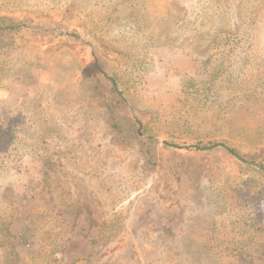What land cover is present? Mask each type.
<instances>
[{"label":"rangeland","instance_id":"obj_1","mask_svg":"<svg viewBox=\"0 0 264 264\" xmlns=\"http://www.w3.org/2000/svg\"><path fill=\"white\" fill-rule=\"evenodd\" d=\"M0 18L22 26L21 79L0 80V128L15 135L0 204L27 239L16 264H221L227 245L252 250L264 177L191 145L228 138L226 109L263 92L264 0H0ZM245 118L264 151V106Z\"/></svg>","mask_w":264,"mask_h":264},{"label":"trees","instance_id":"obj_2","mask_svg":"<svg viewBox=\"0 0 264 264\" xmlns=\"http://www.w3.org/2000/svg\"><path fill=\"white\" fill-rule=\"evenodd\" d=\"M21 29V24L7 23L4 18H0V80L9 79L19 82L21 79L23 68H21V64L17 60V52L23 46V43L17 39ZM43 53H45V50ZM60 60L58 57L57 64L61 62ZM95 69L106 77L110 91L116 94L114 97L118 96L115 104L125 103V91L120 87L117 76L106 73L97 64H95ZM216 70L218 69H214V72ZM253 84L260 86L263 92L256 93L257 91H253L250 94L244 95L240 103L233 104L229 110L226 109L224 119L227 122L228 131L226 133L228 138L222 141H216L212 138L207 141L197 140L191 147L196 149H209L218 145L223 146L241 164L255 168L264 177V151L263 147H260L261 143L259 144L262 137L258 135L259 132L254 127L250 129L251 122H253L252 119L245 118L244 122L241 121L242 115H245V110L249 111L251 107L257 104L264 106V82L260 81L258 83L254 80ZM113 127L119 128L121 126L116 121ZM136 133L141 138L142 134L139 132ZM257 135L259 138H257ZM14 136L13 130L0 128V152L5 149L8 150L11 145L10 140ZM149 161L152 166L155 165L152 155ZM1 202L0 252L2 264H16L19 257L17 246L27 242V239L23 235H15L12 232V214L9 211L10 207L5 203V200H1ZM253 222L255 234L251 240H248V242H253V246H251L252 250L238 251L243 248V245L238 246V248L234 246L235 244L227 245L224 247L225 253L223 255L221 254V259H223L221 264H264V222L261 217L255 218Z\"/></svg>","mask_w":264,"mask_h":264}]
</instances>
